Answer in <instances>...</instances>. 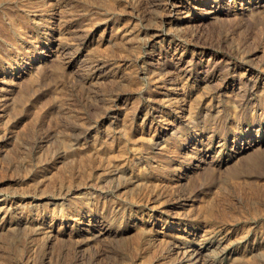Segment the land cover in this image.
Instances as JSON below:
<instances>
[{"label":"rangeland","instance_id":"1","mask_svg":"<svg viewBox=\"0 0 264 264\" xmlns=\"http://www.w3.org/2000/svg\"><path fill=\"white\" fill-rule=\"evenodd\" d=\"M244 2L0 0V264H178L184 239L208 242L215 264H264V147L237 144L264 134V2ZM180 89L178 111L196 116L173 134L165 91ZM121 163L123 177L98 183L97 166ZM39 194L58 207H27ZM95 210L140 223L90 245L5 230L18 217L71 229Z\"/></svg>","mask_w":264,"mask_h":264},{"label":"bare ground","instance_id":"2","mask_svg":"<svg viewBox=\"0 0 264 264\" xmlns=\"http://www.w3.org/2000/svg\"><path fill=\"white\" fill-rule=\"evenodd\" d=\"M10 1V0H9ZM112 1V0H111ZM175 1V0H174ZM245 1L244 3L241 4L242 6V10L243 11H248V10H252V6L254 4L259 6V3L264 2V0H243ZM256 1V2H255ZM90 2V1H89ZM88 2V3H89ZM92 3V2H91ZM173 3V2H172ZM181 2H179L180 4ZM114 4V3H113ZM94 5V4H93ZM177 5V4H176ZM213 5V3H212ZM262 5V4H261ZM170 6H172L170 4ZM211 6V4H210ZM21 7V6H20ZM175 7V6H174ZM184 7V6H183ZM25 8V7H24ZM170 8V7H169ZM180 7H178L179 9ZM212 8H216L215 6ZM264 8V5L261 7ZM15 9V8H14ZM61 9V8H60ZM173 9V6L172 8ZM221 10L223 9H218L216 8L214 11H212L211 13H216V14H220L219 12H221ZM260 11V10H259ZM224 12V11H223ZM176 13V12H175ZM174 13V14H175ZM255 13V12H254ZM252 13V14H254ZM215 14V15H216ZM244 14V13H242ZM251 15V14H249ZM259 15H262L259 13ZM23 17V16H22ZM219 17V16H218ZM241 17V16H240ZM250 17V16H248ZM247 17V18H248ZM259 17V16H258ZM227 18V17H226ZM245 18V17H243ZM252 18V17H251ZM19 19V18H18ZM23 19V18H22ZM53 19V18H52ZM100 19V18H99ZM103 19V18H102ZM1 20V19H0ZM101 20V19H100ZM248 20V19H246ZM1 22V21H0ZM124 24V23H123ZM38 25V24H37ZM43 25V24H42ZM19 27V26H18ZM77 27V26H76ZM74 27V28H76ZM183 27V26H182ZM46 30V29H45ZM57 30V29H56ZM82 30V29H81ZM88 30V29H87ZM24 31V30H23ZM137 31V30H136ZM135 31V32H136ZM49 32V31H48ZM115 32V29H114ZM124 34V33H123ZM131 35V34H130ZM44 36V35H43ZM85 36V35H84ZM64 37V36H63ZM120 41L122 40H126V37H124L123 35H121L120 33H118L117 37ZM131 38V37H130ZM134 38V37H133ZM144 38V37H143ZM128 39V38H127ZM33 41V40H32ZM54 41V40H53ZM56 41V40H55ZM67 41V40H66ZM13 42V41H12ZM44 42V41H43ZM74 43V42H73ZM57 45V44H56ZM131 46V45H130ZM68 45L64 44V43H60V48L61 49H65L67 48ZM137 47V46H136ZM138 48V47H137ZM116 49V48H115ZM19 50V49H18ZM154 50V49H153ZM55 51V49H54ZM70 51V50H69ZM79 52V51H78ZM42 53V52H41ZM62 53V52H61ZM64 53V52H63ZM56 55V54H55ZM58 57V56H56ZM83 58V57H82ZM68 60V59H67ZM90 60V59H89ZM201 61V60H200ZM52 62V61H51ZM95 62V61H94ZM182 62V61H181ZM57 63V62H56ZM59 63V62H58ZM64 63V62H63ZM98 63V62H97ZM105 63V62H104ZM178 63V62H177ZM102 64V63H101ZM116 64V62H115ZM200 64V63H199ZM184 65H187L184 63ZM183 65V66H184ZM47 66V65H46ZM49 66V65H48ZM90 66V65H89ZM181 66V65H180ZM12 67V66H11ZM43 67V66H42ZM41 68V67H39ZM131 68V67H130ZM174 68V67H173ZM185 68V67H184ZM50 69V68H49ZM200 69V68H199ZM37 70V69H36ZM63 70V69H62ZM116 70V69H115ZM185 70V69H184ZM188 70V69H187ZM178 71V70H177ZM203 71V70H202ZM49 72V71H48ZM69 72V71H68ZM124 72V71H123ZM50 73V72H49ZM76 73V72H75ZM187 73V72H186ZM77 74V73H76ZM98 74V73H97ZM133 74V73H132ZM185 74V73H183ZM54 75V74H53ZM179 75V74H178ZM185 76V75H184ZM32 77V76H31ZM109 77V76H108ZM203 78V77H202ZM208 78V77H207ZM30 79V78H28ZM34 79V77H33ZM77 79V78H75ZM113 79V78H112ZM8 80V79H7ZM24 80V79H23ZM48 80V79H47ZM119 80V79H118ZM169 80V79H168ZM198 80V79H197ZM26 81V80H25ZM54 81V80H53ZM120 81V80H119ZM194 81V80H193ZM231 82V81H230ZM15 83V82H14ZM28 83V82H27ZM43 83V82H42ZM41 83V84H42ZM212 83V82H211ZM99 84V83H98ZM122 84V83H121ZM233 84V83H232ZM45 85V84H44ZM94 85V84H93ZM182 85V84H179ZM227 85V84H226ZM17 86V85H16ZM114 86V85H113ZM112 86V87H113ZM61 87V86H60ZM178 87V86H177ZM177 87L175 89H177ZM237 87V86H236ZM239 87V86H238ZM181 88V87H179ZM92 89V88H91ZM186 89V88H185ZM32 90V89H31ZM34 90V89H33ZM63 90V89H62ZM174 90V87L173 89ZM260 92V91H259ZM11 93V92H10ZM94 93V92H93ZM172 91H165V96L168 98L166 101L168 103V105L171 108V112L172 114L170 115H166L163 118V123L166 124L164 129L166 131H170L175 134L176 131L173 129L174 128V122H176L178 119L181 120H187L188 122L192 121L193 118H195L196 113H192L189 116H187V118L185 119V117L183 118V116H181L182 114L178 111V103L179 101H181L182 98H184L186 96V91L180 89V91H178V97H172ZM176 93V92H175ZM188 93V91H187ZM53 95V94H52ZM197 95V94H196ZM54 96V95H53ZM96 96V95H95ZM103 96V95H102ZM172 98H171V97ZM194 96V95H193ZM1 97V96H0ZM51 97V96H50ZM116 97V96H115ZM165 97V98H166ZM4 98V97H3ZM51 99V98H50ZM1 100V99H0ZM25 101V100H24ZM46 101V100H45ZM48 101V100H47ZM69 102V101H68ZM186 102V101H185ZM25 103V102H24ZM186 104V103H185ZM42 105V104H41ZM157 105V104H156ZM181 106V105H180ZM103 107V106H102ZM182 107V106H181ZM185 107V106H184ZM58 108V107H57ZM104 108V107H103ZM9 109V108H8ZM210 109L209 107H206L205 110ZM70 110V109H69ZM35 111V110H34ZM195 111V110H194ZM6 112V111H5ZM182 112V111H181ZM205 114V113H204ZM184 115V114H183ZM77 116V115H76ZM153 117V116H152ZM150 119V118H149ZM25 120V119H24ZM30 120V119H28ZM32 120V119H31ZM160 120V119H159ZM33 121V120H32ZM28 123V122H27ZM178 123V122H177ZM184 124V123H183ZM69 126V125H67ZM178 126V125H177ZM179 127V126H178ZM99 129V128H98ZM69 130V129H68ZM259 131V130H258ZM95 132V131H94ZM171 133V134H172ZM263 134V133H262ZM212 135V134H211ZM174 136V135H173ZM204 136V135H203ZM203 136H201L202 138L200 139L199 145H201L203 149V152H201L200 154V163L201 164H205L208 163L209 161H211V156L210 154H208V152H206V147L208 145V140L207 138L205 139ZM87 137V136H86ZM94 137V136H93ZM194 137V136H193ZM212 137V136H211ZM214 137V135H213ZM117 139V138H116ZM146 139V138H145ZM212 139V138H211ZM157 140V136L151 137L148 139L147 144L149 146L154 145L155 141ZM217 140V139H216ZM58 141V140H57ZM191 139L190 138H185L183 139L182 145H188L190 143ZM223 141V140H222ZM221 141V142H222ZM20 142V141H19ZM63 142V141H62ZM216 142V141H215ZM218 142V141H217ZM237 141L233 140L231 143V146L236 144ZM61 143V142H60ZM82 143V142H81ZM80 143V144H81ZM92 143V142H91ZM211 143V142H210ZM39 144V143H38ZM238 146H240L241 149H248L254 146L257 147H264V134L263 135H250L247 138H239L238 142H237ZM147 145V146H148ZM78 146V145H77ZM116 146V145H115ZM212 146V145H211ZM44 147V146H43ZM76 147V146H74ZM73 147V148H74ZM127 147V146H126ZM196 147V146H195ZM122 148V147H121ZM192 148V147H191ZM118 149V148H117ZM131 149V148H130ZM264 149V148H263ZM20 150V149H19ZM208 150V149H207ZM232 150V149H231ZM236 150V149H235ZM239 150V149H238ZM200 151V150H199ZM247 151V150H246ZM82 152V151H81ZM96 152V151H95ZM104 152V151H103ZM102 152V153H103ZM39 154V153H38ZM83 154V153H82ZM262 154V153H261ZM108 155V154H107ZM100 156V155H99ZM240 156V155H239ZM243 156V155H241ZM245 156V155H244ZM73 157V156H70ZM84 157V156H83ZM94 157V156H93ZM105 157V156H104ZM121 157V155H120ZM119 157V158H120ZM215 157V156H214ZM213 157V158H214ZM98 158V157H97ZM73 159V158H72ZM107 159V158H106ZM240 159V158H239ZM59 160V159H58ZM199 160V159H198ZM256 160V159H255ZM70 160H68L69 162ZM72 161V160H71ZM108 161V160H107ZM214 161V159H213ZM120 162V161H119ZM212 163V162H211ZM220 164V163H219ZM76 165V164H75ZM92 165V164H91ZM209 165V164H208ZM247 165V164H246ZM78 166V165H77ZM227 166V165H226ZM64 167V166H63ZM13 168V167H12ZM78 168V167H77ZM66 169V168H65ZM76 169V168H75ZM79 169V168H78ZM198 169V168H197ZM209 169V168H208ZM245 169V168H244ZM63 171V170H62ZM67 171V170H66ZM96 175L98 177V183L100 185L107 186L109 185L112 180L116 177V178H121L124 176V174L128 171V167L121 163V164H116L113 165L112 167H110L109 169H104L103 167L97 166L96 167ZM200 172V171H199ZM218 172V171H217ZM252 172V171H251ZM259 172V170H258ZM221 173V172H220ZM260 173V172H259ZM258 173V174H259ZM39 174V173H38ZM203 174V173H202ZM194 175V174H193ZM263 175V174H262ZM82 176V175H81ZM95 176V175H94ZM184 176V175H183ZM47 177V176H46ZM69 177V176H68ZM79 177V176H78ZM128 177V176H127ZM61 178V176H60ZM76 178V177H75ZM213 178V177H211ZM222 178V177H221ZM67 179V178H66ZM188 179V178H187ZM42 180V176L39 175L36 177L35 179V184H40ZM51 180V179H50ZM58 180V179H57ZM115 180V179H114ZM49 181V180H48ZM207 182V181H206ZM47 184V183H46ZM95 184V183H94ZM113 184V183H112ZM138 184V182H137ZM145 184V183H144ZM48 185V184H47ZM58 185V184H57ZM98 185V184H97ZM46 186V185H45ZM133 186V185H132ZM30 189V188H29ZM35 189V188H34ZM39 189V188H38ZM111 189V188H110ZM80 190V189H79ZM72 193V192H71ZM50 194V193H49ZM60 195V194H59ZM84 195V194H83ZM46 196V195H44ZM42 194L38 195L35 203H28L26 204L27 207L33 209V207H39L42 208L43 210H47L50 207L53 208H57L58 205L54 204V202H44L45 197ZM86 196V195H85ZM53 198V197H52ZM97 199V198H96ZM95 199V200H96ZM55 200V199H54ZM75 200V199H74ZM8 203V202H7ZM70 203H73L72 201ZM102 203V202H101ZM76 204V203H75ZM24 205V204H23ZM22 205V206H23ZM9 207V206H8ZM7 207V204L5 202V200L0 199V221H5L6 218L8 217V215L10 214L11 209ZM22 208V207H20ZM51 209V208H50ZM69 209V208H68ZM74 209V208H73ZM24 210V209H23ZM70 211V210H69ZM58 212V211H57ZM19 213V212H18ZM73 213V212H72ZM89 214H87L88 216H84V218H82V220H78L76 219L74 216L71 218V220L74 222L73 227L70 229L69 225L67 224L68 221L63 220L61 221V229H59L60 227H58V229H55L56 224V220L58 219L57 217L53 218L52 220H50L49 223H46V221H44L42 218H36L34 217L33 219H26V218H15L12 221L6 222V226H5V230L7 232H12L18 228H30L35 230V232H39L40 234H48L47 236V241H45L46 245H50V241L53 239H61L59 238L60 236H67V237H76L79 238V242L80 245H84V244H88L90 245V243H94V241H97L99 239H101L104 236H114V235H120L122 232H124L126 230V228L128 227H133L134 225L140 223L137 220L138 219H134V220H130V221H119L118 220V216L117 215H108V214H103V213H98L96 210L95 211H90L88 212ZM33 214V213H32ZM58 214V213H57ZM83 214V213H82ZM74 215V214H73ZM81 215V214H79ZM33 217V216H32ZM139 217V216H138ZM47 218V217H46ZM60 218V217H59ZM81 219V218H80ZM66 221V223H65ZM70 222V221H69ZM142 224V223H141ZM32 225V226H31ZM29 230V229H28ZM5 232V231H4ZM1 232V233H4ZM19 232V231H18ZM31 232V231H30ZM6 233V232H5ZM4 233V234H5ZM21 234V233H20ZM2 235V234H1ZM10 235V234H7ZM42 236V235H41ZM9 237V236H8ZM36 238V237H35ZM40 238V237H39ZM46 238V237H44ZM180 238V237H179ZM191 238V237H190ZM167 240V239H166ZM17 241V240H16ZM56 241V240H55ZM104 241V240H103ZM53 242V241H52ZM100 242V241H99ZM215 242V241H214ZM7 243V242H6ZM14 243V242H13ZM62 243V242H61ZM77 243V242H76ZM101 243V242H100ZM173 243V242H172ZM217 243V242H216ZM39 244V243H38ZM174 244V243H173ZM179 244L184 248V254L182 256L181 261L178 264H215L216 263V258L214 256H211L210 253H208V242H197L195 243V241H193V243H191V245L189 244V240H180ZM14 245V244H13ZM38 246V245H37ZM43 244H39L38 247V251L40 250L41 252L43 251ZM53 246V245H52ZM74 246V245H73ZM95 246V245H94ZM58 247V246H57ZM177 247V246H176ZM215 247V246H214ZM67 248V247H66ZM2 250V249H1ZM178 250V249H177ZM79 251V250H78ZM92 251V250H91ZM210 251V250H209ZM22 252V251H21ZM36 252V251H35ZM9 253V252H8ZM90 254V253H89ZM36 255V254H35ZM233 255V254H232ZM252 255V254H251ZM63 256V255H62ZM68 256V255H67ZM84 256V255H83ZM258 256V255H257ZM10 258V257H9ZM79 258V257H78ZM47 260V259H46ZM19 261V260H18ZM48 261V260H47ZM254 261V260H253ZM4 262V261H3ZM46 262V261H45ZM55 263V262H54ZM60 263V262H59Z\"/></svg>","mask_w":264,"mask_h":264}]
</instances>
